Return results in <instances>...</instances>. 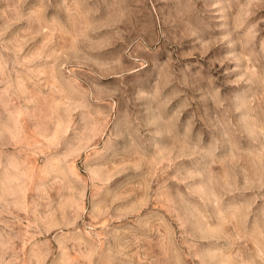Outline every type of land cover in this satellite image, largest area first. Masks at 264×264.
<instances>
[{
	"label": "rangeland",
	"instance_id": "374dc122",
	"mask_svg": "<svg viewBox=\"0 0 264 264\" xmlns=\"http://www.w3.org/2000/svg\"><path fill=\"white\" fill-rule=\"evenodd\" d=\"M0 264H264V0H0Z\"/></svg>",
	"mask_w": 264,
	"mask_h": 264
}]
</instances>
